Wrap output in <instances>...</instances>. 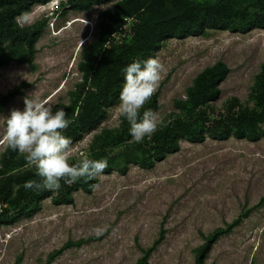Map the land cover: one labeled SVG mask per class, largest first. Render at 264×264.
Here are the masks:
<instances>
[{"label": "rangeland", "instance_id": "obj_1", "mask_svg": "<svg viewBox=\"0 0 264 264\" xmlns=\"http://www.w3.org/2000/svg\"><path fill=\"white\" fill-rule=\"evenodd\" d=\"M118 1L106 0L89 11L78 12L66 9L62 0H51L35 4L19 16L21 27L44 19L47 27L36 45L32 64L13 62L0 68V92L8 93L24 82L31 84L0 117L23 110L24 98L34 93L51 108L60 102L70 105L75 118L84 97L77 94L72 98L69 93L82 82L78 64L83 50L95 39L98 15L113 9ZM192 1L229 4L249 13L264 10V0ZM139 18H131L111 42L129 43ZM155 59L163 70L152 94H159L160 108L151 137L173 118L184 116L174 108V101L185 99L197 75L219 61L231 71L220 86L216 112H223L233 97L239 98L242 108L257 110L252 95L264 63V29L247 33L208 29L203 36L170 38L163 42ZM86 90L94 92L95 88L88 84ZM118 104L108 109L99 130L119 127ZM95 133H86L71 146L69 157L86 158ZM148 139L139 143L131 139L111 150L116 161L126 163L125 174L114 168L112 173L98 175L100 184L92 193L75 191L73 204L55 205L47 198L39 212L3 225L0 264H47L50 254L68 241L82 242L65 250L51 264H135L162 234L164 238L149 264H195L206 237L246 212L248 216L214 244L206 263L264 264V137L257 142L235 137L223 141L208 137L202 143L182 139L178 152L146 169L136 159L149 154ZM6 147L0 143V155ZM30 168L23 166L2 177L20 176ZM12 209L8 207L10 212Z\"/></svg>", "mask_w": 264, "mask_h": 264}, {"label": "trees", "instance_id": "obj_2", "mask_svg": "<svg viewBox=\"0 0 264 264\" xmlns=\"http://www.w3.org/2000/svg\"><path fill=\"white\" fill-rule=\"evenodd\" d=\"M50 1L0 0V68L13 62L19 65L34 62L36 45L45 32L47 20L29 27H21L17 18L29 12L33 5L47 4ZM105 1L62 0V5H66V9L86 12ZM134 17L140 18L132 27L131 41L113 44V36L127 25L125 19ZM96 28L95 39L85 46L78 64L82 82L77 83L75 89L69 93L72 98L77 94L79 98L84 97L77 116L74 118L75 110L70 105L61 102L51 109L53 112L57 109H64L66 112L70 123L63 130V134L70 140L69 148L86 133L96 132L86 158H106L108 167L104 169V173H112L116 168L125 174L126 163L116 161V155H113L111 150L124 146L131 140L130 125L121 117V123L116 130H99L108 116V109L119 102L124 80L122 69L136 59L156 58L163 42L170 38L203 36L208 29L241 33H247L254 28L264 29V10L249 13L229 4L195 3L192 0H119L113 9H106L98 15ZM230 71L225 62L219 61L197 75L187 89L186 98L174 101V108L184 116L173 118L162 131L148 139L146 151H149V154L136 159L140 167L153 168L169 154L178 152L182 139L202 143L208 137L220 141L235 137L257 142L264 137V63L256 78L252 95L257 110L242 108L239 98L233 97L227 101L223 112H216L215 102L221 95L220 86ZM88 84L95 88L94 92L86 90ZM30 85L24 82L8 93L0 92V114L8 104L23 95L24 89ZM159 108V94L155 93L140 109V116L149 109L157 114ZM80 160L81 158L69 157L68 162L73 164ZM23 166H27V163L22 154L7 147L3 150L0 155V177ZM1 179L4 184L0 189V228L14 223L20 217L39 212L42 202L47 198H51L55 205L73 204L75 191L82 190L90 194L94 189L91 185L100 184V179L96 176L91 180L82 177L72 184L61 180L59 189H27V182L40 180L33 167L20 176L10 175ZM8 207L13 208L11 212ZM247 216V212L243 213L231 224L217 228L208 235L196 253L195 264H207L206 259L214 244L222 236L229 234ZM163 238L164 234L150 248L144 250L135 264H149L151 254ZM81 242L68 241L61 249L50 254L47 264H51L65 250Z\"/></svg>", "mask_w": 264, "mask_h": 264}, {"label": "clouds", "instance_id": "obj_3", "mask_svg": "<svg viewBox=\"0 0 264 264\" xmlns=\"http://www.w3.org/2000/svg\"><path fill=\"white\" fill-rule=\"evenodd\" d=\"M162 70L160 62L151 57L133 60L122 69L124 80L116 111L130 125L129 135L137 143L156 131L157 114L149 109L141 117L140 109L157 89ZM23 103V110H12L6 118L0 117L3 120L0 143L22 154L27 165L35 169L40 180L27 182V189H59L61 180L72 184L82 177L91 180L104 174L108 167L106 158L68 162L70 140L63 130L70 121L64 109L53 112L51 106L34 93L26 96Z\"/></svg>", "mask_w": 264, "mask_h": 264}, {"label": "built area", "instance_id": "obj_4", "mask_svg": "<svg viewBox=\"0 0 264 264\" xmlns=\"http://www.w3.org/2000/svg\"><path fill=\"white\" fill-rule=\"evenodd\" d=\"M66 8H68L67 6H65ZM131 18H126L125 20L128 22Z\"/></svg>", "mask_w": 264, "mask_h": 264}]
</instances>
